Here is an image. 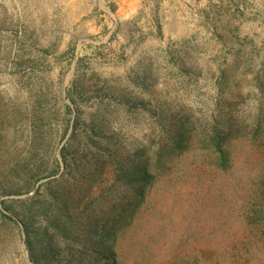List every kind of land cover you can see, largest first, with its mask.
<instances>
[{
  "label": "rangeland",
  "instance_id": "obj_1",
  "mask_svg": "<svg viewBox=\"0 0 264 264\" xmlns=\"http://www.w3.org/2000/svg\"><path fill=\"white\" fill-rule=\"evenodd\" d=\"M26 214L42 264H264V0H0V264Z\"/></svg>",
  "mask_w": 264,
  "mask_h": 264
},
{
  "label": "trees",
  "instance_id": "obj_2",
  "mask_svg": "<svg viewBox=\"0 0 264 264\" xmlns=\"http://www.w3.org/2000/svg\"><path fill=\"white\" fill-rule=\"evenodd\" d=\"M178 135H180L182 137V132L179 131ZM67 147L63 146L61 151H60V157H61V164L60 162L58 163V167L57 169L52 172L51 175H57L60 171H61V166L64 165V169L67 170L68 168H70L71 164L70 162V156L68 157L67 154ZM103 152H108L107 149H103ZM106 154L108 157L111 155H114L112 152L108 153H104ZM77 157L75 155H73V159H76ZM121 167V172L123 174L124 177L129 178L131 182L134 183V189L136 190V192L140 195V196H144V191H143V186L140 185H136L138 182H142L143 180H147L149 177V171H148V167L146 165V161H142L140 164L138 162L137 159H135V157H131L129 159V163H125V160L122 161V165ZM69 175L72 174L71 171H69L68 173ZM15 192L12 191L11 193H7L10 195H13ZM26 193H29V191H27ZM17 194H20L19 192ZM10 209V208H9ZM9 209H7L9 211ZM4 216H6L8 219L15 221L16 220V216L17 213H15V211H9L8 213L3 212ZM22 218V217H21ZM25 219H22L23 221H21L24 224V228L26 231V234L28 236V240H27V245L31 251V260L36 263V264H42L36 257V248L34 247V245L32 244V242H30V228L27 226V222L29 223V220L32 218V215H28L26 214ZM62 232L65 234L66 237L71 236V231L69 228H62ZM43 240L44 243H47V251H51V247L54 246V240L52 238V235L50 232L46 231L43 235ZM80 243L85 244L86 246H90L87 241L85 240H80ZM68 248V247H66ZM70 249V248H68ZM69 252V251H68ZM71 253V252H69ZM81 255L84 257L86 256V261L85 262H80V260L77 263H74L73 261L71 262L70 259H72V256H65L62 257L61 260L59 261L60 264H120L118 262V259H116L115 253L112 249L111 246L109 245H105V246H101L100 249H98L96 252H87L84 251L81 253ZM51 258V257H50ZM53 259V258H51Z\"/></svg>",
  "mask_w": 264,
  "mask_h": 264
},
{
  "label": "built area",
  "instance_id": "obj_3",
  "mask_svg": "<svg viewBox=\"0 0 264 264\" xmlns=\"http://www.w3.org/2000/svg\"><path fill=\"white\" fill-rule=\"evenodd\" d=\"M180 1H188V0H180Z\"/></svg>",
  "mask_w": 264,
  "mask_h": 264
}]
</instances>
